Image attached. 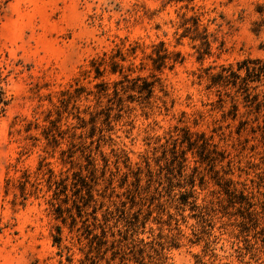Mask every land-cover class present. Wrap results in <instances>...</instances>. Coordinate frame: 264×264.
Segmentation results:
<instances>
[{"label":"rangeland","instance_id":"1","mask_svg":"<svg viewBox=\"0 0 264 264\" xmlns=\"http://www.w3.org/2000/svg\"><path fill=\"white\" fill-rule=\"evenodd\" d=\"M4 1L10 104L0 117V264H82L86 240L56 212L61 205L64 216L77 215L82 180L92 185L87 212L96 207L97 223L110 214L109 225L121 227L123 216L140 213L148 218L140 238L174 241L162 264H264V222L238 225L213 171L180 142L186 132L207 138L225 156L216 170L230 169L239 190L263 198L264 138L250 126L238 134V121L214 108L205 70L264 59V0ZM205 41L210 54L199 59ZM162 48L183 61L155 70L151 58ZM113 56L123 75L159 79L151 99H132L120 86L115 94L123 75L110 71ZM102 58L96 77L93 62ZM175 143L185 150L182 168L170 166ZM65 189L67 197L55 194ZM110 256L99 264H118Z\"/></svg>","mask_w":264,"mask_h":264},{"label":"trees","instance_id":"2","mask_svg":"<svg viewBox=\"0 0 264 264\" xmlns=\"http://www.w3.org/2000/svg\"><path fill=\"white\" fill-rule=\"evenodd\" d=\"M8 0L4 1L6 4ZM205 38V37H203ZM203 47L198 49V58L202 59L204 55L210 54V47L207 41L203 42ZM164 46V42H160V47ZM155 57H152V64L155 70L161 71L163 68L168 67L172 69L175 64L181 63L183 57L179 51L171 54L167 49H156L154 51ZM122 60H124L122 58ZM105 63L104 58L98 62H93L95 66L96 77H100L103 74L101 66ZM110 71L115 74L119 73L123 75V67L115 60V56L110 58ZM213 67H208L205 70V76L209 83L207 89H214L218 99L216 100V106L219 110H222V117L227 120L238 121L236 132L242 133L248 126H250V132L252 134L260 133L264 138V59L260 57H247L235 62V64L221 65L219 70L212 71ZM10 75V70L7 69L5 62L1 61L0 55V117L5 113L8 105L10 104V98L7 94V80ZM203 77V76H202ZM159 79L156 77L153 80H148L147 77L136 76L130 78L129 75H123V78L115 82V94H118V86L124 92H134L129 95L132 99L148 101L152 98L155 85ZM127 82L126 85L123 83ZM121 101V98H119ZM142 101V102H143ZM224 109L226 111L224 112ZM242 110V112H241ZM53 142L58 144L57 139L53 133H51ZM182 144L185 142L188 144L189 150L196 149V153L199 156V162L206 163L210 171H213V178L217 184L221 187L224 194L230 198L232 206H237L236 211L241 217L238 222L240 226L252 225L258 227L264 222V194L263 198H259L257 202L253 200L252 195L245 194L244 189L239 190L234 181L231 178H227L228 174H231L230 169L224 170L223 174L216 170L218 162H222L224 154L220 159L216 156L218 151L216 145L211 144L207 138L202 135L197 138L192 134L186 132L184 137L180 141ZM172 157L169 159L170 166L184 167L186 161L185 150L178 149L176 143L171 150ZM9 181V180H8ZM8 183V182H7ZM81 187L77 189L81 198L82 204L76 203L78 213L74 214L68 211V215L64 216L61 205H58L57 218H60L64 225L70 219L69 230L79 232V241L82 238L86 240L85 248L88 250L84 252V247L80 248L84 252V259L82 264H99L100 260L104 258V255L110 252L111 256L106 259L110 261L118 260V264H162L163 263V250L169 242L170 246H175L174 241H151L147 242L144 238H140L139 234L145 232L147 217L140 219V213H136L132 218L123 216L124 224L118 227V222L114 225H109L112 219L110 214L104 218L103 223H97L96 207L93 208L91 213L87 212L90 204L95 201L92 193V185L86 181H81ZM66 188V187H65ZM83 188L85 193H82ZM65 191L59 190L55 194L60 195ZM188 193V194H186ZM184 195L187 198L192 195V191H187ZM67 197V195H66ZM185 200V198H184ZM63 201V200H62ZM68 199H64L63 202L67 203ZM68 209V208H67ZM67 214V213H66ZM89 215H92L93 222L89 220ZM112 218V217H111ZM80 224V225H79ZM116 228V229H115ZM57 234L54 235V243L58 246L62 241V227L56 226ZM264 231V228L261 229ZM159 238H162L161 236ZM67 261L71 262V256L66 257Z\"/></svg>","mask_w":264,"mask_h":264}]
</instances>
